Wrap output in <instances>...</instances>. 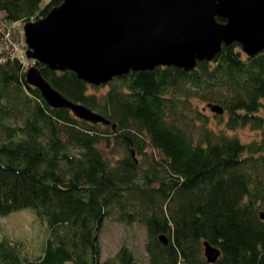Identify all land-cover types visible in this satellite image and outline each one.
Segmentation results:
<instances>
[{
    "label": "trees",
    "instance_id": "trees-1",
    "mask_svg": "<svg viewBox=\"0 0 264 264\" xmlns=\"http://www.w3.org/2000/svg\"><path fill=\"white\" fill-rule=\"evenodd\" d=\"M40 1L0 0V10L25 22L61 0ZM33 64L109 123L50 106L23 62L0 52V214L25 203L48 229L35 258L0 238V264H135L125 244L99 261L98 230L112 213L144 224L149 264H264V48L247 55L233 41L189 70L156 65L100 84ZM243 126L260 137L227 132ZM203 240L219 247L215 261L202 257Z\"/></svg>",
    "mask_w": 264,
    "mask_h": 264
},
{
    "label": "water",
    "instance_id": "water-1",
    "mask_svg": "<svg viewBox=\"0 0 264 264\" xmlns=\"http://www.w3.org/2000/svg\"><path fill=\"white\" fill-rule=\"evenodd\" d=\"M23 29L28 58L51 69H71L88 83L100 84L156 65L189 70L233 41L247 55L258 52L264 48V0H61L43 16L25 21ZM25 78L50 106L109 123L102 114L63 96L37 65L26 68ZM209 107L223 111L219 103ZM159 239L167 242L165 234ZM202 244L206 261H215L219 247L207 240Z\"/></svg>",
    "mask_w": 264,
    "mask_h": 264
},
{
    "label": "rangeland",
    "instance_id": "rangeland-1",
    "mask_svg": "<svg viewBox=\"0 0 264 264\" xmlns=\"http://www.w3.org/2000/svg\"><path fill=\"white\" fill-rule=\"evenodd\" d=\"M47 1L41 0L40 3L44 4ZM6 26L7 23L3 18V11L0 10V27L6 29ZM9 39L1 35V53L3 54L5 50H10L11 53L18 52L15 55L21 54L25 46H22L24 45L23 36L17 28H10ZM199 103L207 113L211 114V110L206 102ZM260 113L264 115V109H261ZM213 121H210V125L216 129L219 125L215 123V120ZM227 132L229 134H236L243 141L259 138L261 134L259 129L250 128L249 126L239 127L235 130H227ZM100 146L103 149L104 155L110 161H113L114 158L109 155L107 149L102 144ZM148 151L152 152L149 148ZM47 235L48 229L44 222L40 221L32 207L25 203L15 204L7 212L0 214V238L6 237L9 239L11 237L15 240L17 239L22 256L35 258L40 253V249ZM97 236L99 243V261L109 256L113 257L117 249L125 244L132 250L135 264H149L147 250L145 249L147 234L142 222L137 220L131 222L119 221L112 213L103 219ZM201 255L205 258L203 249H201Z\"/></svg>",
    "mask_w": 264,
    "mask_h": 264
},
{
    "label": "bare ground",
    "instance_id": "bare-ground-1",
    "mask_svg": "<svg viewBox=\"0 0 264 264\" xmlns=\"http://www.w3.org/2000/svg\"><path fill=\"white\" fill-rule=\"evenodd\" d=\"M19 32H20L21 35L23 36V42H24V45H22V46H25V48L22 50V53L19 54V55H26L27 45H26V41H25V35H24L23 25H21V27H19Z\"/></svg>",
    "mask_w": 264,
    "mask_h": 264
},
{
    "label": "built area",
    "instance_id": "built-area-1",
    "mask_svg": "<svg viewBox=\"0 0 264 264\" xmlns=\"http://www.w3.org/2000/svg\"><path fill=\"white\" fill-rule=\"evenodd\" d=\"M14 25V24H13ZM18 53V52H17ZM17 53H13V54H17ZM17 57H20L22 59H24V55H16Z\"/></svg>",
    "mask_w": 264,
    "mask_h": 264
}]
</instances>
